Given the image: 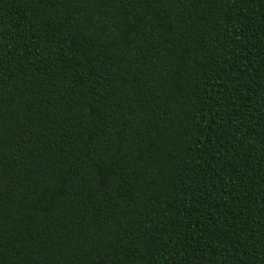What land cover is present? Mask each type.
Returning <instances> with one entry per match:
<instances>
[{"label": "trees", "instance_id": "trees-1", "mask_svg": "<svg viewBox=\"0 0 264 264\" xmlns=\"http://www.w3.org/2000/svg\"><path fill=\"white\" fill-rule=\"evenodd\" d=\"M0 264H264V0H0Z\"/></svg>", "mask_w": 264, "mask_h": 264}]
</instances>
